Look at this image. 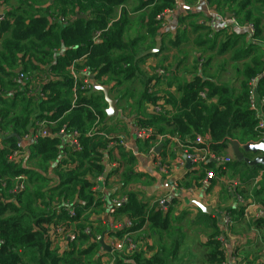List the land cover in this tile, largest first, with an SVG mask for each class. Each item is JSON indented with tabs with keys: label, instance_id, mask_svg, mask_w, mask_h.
<instances>
[{
	"label": "trees",
	"instance_id": "obj_1",
	"mask_svg": "<svg viewBox=\"0 0 264 264\" xmlns=\"http://www.w3.org/2000/svg\"><path fill=\"white\" fill-rule=\"evenodd\" d=\"M208 1L217 14L231 15L239 26L255 27L252 43L237 48L245 37L232 33L220 54L230 46L233 51L215 68L213 58L203 60L200 56L189 68H182L183 62L177 67L166 66L164 58L149 74L141 65L162 54L164 43L160 53L139 57L156 47L162 16L176 7V0H0V264H105V256L111 255L101 252L96 237L113 234L104 219L111 209L115 222L132 224L116 236L148 225L142 240H147V234L161 240L170 227L171 208L166 213L159 211L154 196H148L146 188L152 185L153 177L137 169L142 155L153 157L151 151L162 145L160 158L175 161L181 154L177 141L192 146L198 137L217 155L232 150L234 141L241 146L261 141L264 0ZM213 33L210 28L203 38L209 40ZM179 55L188 57L183 51ZM74 62L77 72L88 70L93 83L108 87L111 94L124 90L116 99L124 112L120 122L126 123L127 131L120 122L114 125L116 117L107 119L108 103L102 91L93 87L80 92L73 103ZM229 64L235 65L233 77L222 81ZM258 77L259 99L252 109L251 81ZM135 81L141 84L139 91L125 88ZM157 104L160 112H147L148 105ZM39 118L55 122L56 133L64 127L77 132L81 151L63 148L57 134L27 146L28 156L20 162L10 161ZM134 126L149 131L148 137L132 139ZM109 138L129 140L131 146L111 152L117 167L107 177L108 191L101 194L93 189L105 173L102 161ZM32 160L38 164L32 166ZM230 167L249 168L235 159L225 166ZM223 168L208 163L192 170L194 182L185 187L203 183L209 169L221 176ZM18 177H24L26 183L20 192L15 190ZM258 178L259 171L252 169L248 174L243 172L239 182L243 186ZM254 192L264 209V182L259 181ZM240 195L244 203L223 211L233 222L231 232L246 219L248 203L243 189ZM115 197L126 198V202L109 207ZM202 215L211 230L204 245V264H226L227 252L219 241V218ZM250 227L264 241V218L254 219ZM70 233L85 245H72L67 240ZM54 238L65 240L66 247L56 246ZM182 238L177 232L170 235V244L159 245L154 253L147 249L114 253L112 264H172Z\"/></svg>",
	"mask_w": 264,
	"mask_h": 264
},
{
	"label": "crops",
	"instance_id": "obj_2",
	"mask_svg": "<svg viewBox=\"0 0 264 264\" xmlns=\"http://www.w3.org/2000/svg\"><path fill=\"white\" fill-rule=\"evenodd\" d=\"M178 2L175 11L165 13L163 16V23L161 25L162 33L161 36L157 38L156 43L158 41H160L161 45L164 43V50L162 54L146 60L141 65L142 70L145 72L151 74V67H155L164 58H167V61L165 62L166 66L171 64L177 67L180 62H183L184 64L182 65V68L191 67L196 60H199L200 56L203 57V60L213 58L215 61L213 67L215 68L218 66L219 62L228 59L233 51L232 46H230L224 54H220L221 47L228 41L232 33L243 35L245 37L237 44V48L252 43V36L249 34L246 27L239 26L238 24H222L218 18L215 19V23H212L211 16L219 14L212 9L209 1H207L208 4L199 0H178ZM2 13L3 12L0 11V15H3ZM262 20V35L264 37V17H262ZM210 28L215 31V34L213 33V36H211L209 40L204 39L203 37L207 34ZM202 39L205 41H202ZM174 41H177L176 46L173 45ZM181 51L187 53L188 57L186 58L183 55L180 56L179 52ZM203 60H201V62ZM242 64L243 61L239 62V67H242ZM234 69L235 65L229 64L227 71L223 72L221 78L222 81L232 79ZM114 97V94H111L109 89V98L115 100L116 97ZM115 101L117 102L118 100ZM119 111V108H117L116 117H119ZM226 155L233 156V151L228 150ZM165 161L169 162V165H171V172L167 178H160L157 175L152 157L142 155L139 158L137 169L154 178H152L153 182L152 185L149 186L150 188H146L148 196H154L155 198L162 192H169L173 199L172 207H169V209L171 208L169 244L171 241L170 235H174L176 232L180 233L183 236L181 247L183 249L187 246L188 250V255L187 257L185 256L184 259L186 264H204L206 255V248L204 245L211 230L208 222L202 215L208 214L203 213V211L195 205V202H203L205 207L211 208L210 216L219 219L221 213L225 209L234 208L239 204L229 191V185L227 183L229 180H226L229 177V168H227L225 173L221 176L214 172V169H209L210 172L215 173L216 178L214 185L209 182L211 187H209L208 190L207 187H204L203 183H200V181L198 186L193 185L190 186V188H186L185 185L194 182L192 170L184 173V170L177 168L174 164V160L170 157L166 158ZM196 169L197 168H193V170ZM242 173H240L239 170L235 171V175L237 174L238 176ZM259 181L264 182L263 170L260 178L246 182L240 188L241 190L243 189V195L248 197V200H246L248 205L254 204L255 207H246L245 221L241 224H236V231H230L231 233L225 238L227 246V264H264V255L261 254V247L264 244V241L262 237L250 227V223L255 219L257 210L261 208L257 203L256 198L253 197V189ZM175 184H178L184 192L182 193L181 191L179 192L178 190H175ZM173 201L175 202L173 203ZM147 226H145L144 230L147 229ZM188 231L192 234H187ZM140 234L142 235V233ZM151 239L153 240L154 238L151 237ZM147 240L151 246V240ZM65 247L66 245L64 248ZM151 252H156V249Z\"/></svg>",
	"mask_w": 264,
	"mask_h": 264
},
{
	"label": "built area",
	"instance_id": "obj_3",
	"mask_svg": "<svg viewBox=\"0 0 264 264\" xmlns=\"http://www.w3.org/2000/svg\"><path fill=\"white\" fill-rule=\"evenodd\" d=\"M206 2L208 4V0H199ZM178 0H176V7L178 6ZM175 7V8H176ZM175 8L173 10H168L165 13H171L175 11ZM163 14V16L165 15ZM162 16V17H163ZM218 18L222 24H237L235 19H228L227 17L220 16V15H214L211 16L212 23H215V19ZM0 19H3V15H0ZM246 29L248 30L249 34L253 37L255 35L256 29L252 25L246 26ZM160 42V41H158ZM76 62L73 63L71 67V71L73 74L75 86H74V101H77L78 94L80 92H88L93 87L97 86L93 83V81L89 77L88 70H83L80 72H77L75 69ZM161 74L164 72L161 71ZM264 73V72H263ZM20 79L24 78L23 75H20ZM260 79V77L256 78L255 80L251 81V89H250V102L252 109H256V100L259 99L258 89H257V81ZM203 97H205L203 95ZM261 102L264 103V99H261ZM147 112H160L161 111V105H148L146 107ZM122 111V110H120ZM119 111V114H120ZM123 112V111H122ZM121 115V114H120ZM122 116V115H121ZM99 120V119H98ZM55 122H51L44 118H39L34 121V126L32 127L30 134L28 136L24 137V142H21L19 145V150L16 151L13 156L10 158V161L14 162H20L24 157L28 156L27 146L37 144L39 140L51 138L54 135L59 134L63 143V148H74V150L81 151V146L78 142V133L77 132H69L67 128H62L57 133L54 131V125ZM259 129L263 131V136L260 142L264 143V120H261L259 123ZM149 131H146L145 129H142L140 127H133L132 129V139H145L148 137ZM103 136V133L101 134ZM107 137V136H106ZM110 139V138H109ZM163 140V138H161ZM206 142V143H205ZM177 145H179L181 154L177 155L174 164L177 166V168L185 169L186 163L189 161L191 163V170L193 168L199 169L203 165H206L208 163H213L216 167H224L223 170L226 171L227 168H225L226 165L233 162L234 155L233 156H227L225 155H217L215 154L210 147L207 145V141L203 139L202 137H198L196 141L194 142V145L192 146H183L177 141ZM131 142L129 140L120 139L119 141H113L110 139V142L108 143V147L104 151V158H103V164L105 165V173L97 178L96 180V186L94 187V191L104 194L108 191L107 188V177L109 176V173H111L112 170L116 169L117 162L114 160V158L111 155V152L116 151V147H122L126 149H130ZM156 149H153L151 152L153 153V164L155 167V170L157 172V175L161 177H169L171 172V165H169V162L164 161L160 158L159 154L155 153ZM115 155V154H114ZM109 170V172H107ZM190 170V171H191ZM107 173V175H106ZM216 175L214 172H210V170L206 171V179L203 182L204 187L209 186V182L212 180H215ZM16 188L15 190L17 192L23 191L26 188L25 178L24 177H18L16 178ZM229 185V191L231 195L236 199L238 203H244V199L240 195V182L239 180H229L227 181ZM175 190H179L182 193L184 190L179 187L178 184L174 185ZM171 195L169 192H162L158 194L157 197H155L154 202L157 203L158 210L166 213L172 204L171 202ZM126 202V198H112L110 201L109 207H116L121 204H124ZM250 207H255L254 204L248 205ZM73 214V210L71 211ZM254 216V215H253ZM114 209L110 210V214L105 216L106 223L110 226V229L112 230L113 234H104L99 235L96 237V241L99 243L103 241L104 245L109 247L111 249V252L106 251L102 245L101 246V252L102 253H108L111 256H105L104 263L105 264H112L113 258L112 256L114 253H127V254H134L137 252H140L141 249H147L148 242L147 240H142L141 234L144 229L140 231L135 232H127L122 237L116 236L119 231H121L123 228H130L132 226L131 222L125 221L123 223L115 222L114 219ZM264 218V209L260 208L257 210V213L255 215L256 218ZM107 219V220H106ZM220 225L222 229V234L219 237V241L222 243L224 249L227 252V246H226V236L230 233V229L232 226V221L230 216L227 213H221L220 215ZM88 231V230H87ZM58 232H62L61 229L58 230ZM137 235V236H136ZM77 236L75 234L70 233L67 236V240L72 242L76 240ZM54 244L57 246L59 245L61 248L65 246V240L61 239H53ZM61 242V243H60ZM63 245V246H62ZM261 254L264 255V244L261 247ZM111 260V261H110ZM227 264V262H226Z\"/></svg>",
	"mask_w": 264,
	"mask_h": 264
},
{
	"label": "water",
	"instance_id": "obj_4",
	"mask_svg": "<svg viewBox=\"0 0 264 264\" xmlns=\"http://www.w3.org/2000/svg\"><path fill=\"white\" fill-rule=\"evenodd\" d=\"M227 16H228V19H232L231 15H227ZM79 17L84 18L83 16H79ZM161 51H162L161 43L157 42V45L155 48L144 52L142 55H140L139 58H145L148 56L156 55V54L160 53ZM20 72H21V69H19L17 71V74H19ZM95 90L102 91L105 95L106 102L108 103V106H109L107 111H106L107 119L109 120L112 117H116L117 116V109H116V103L117 102L113 101L109 98V89L97 85L95 87ZM161 148H162V145H159L156 148L155 153L159 154L161 151ZM232 151H233L234 158L237 162L245 163L251 167H257V168L264 169V143L259 142L256 144H248L245 146H241L237 141H234L232 143ZM247 153H251V154L255 155V158L251 159V158L245 156V154H247ZM190 170H191V163L188 161L186 163L184 173L188 172ZM107 172H109V170H107ZM106 175H107V173H106ZM172 200L173 199H171V202H172ZM195 205L197 207H199L203 211V213L208 214V215L211 214V208L205 207L203 202H195ZM100 245H102L106 251L111 252V249L109 247H107L106 245H104L103 241L100 242Z\"/></svg>",
	"mask_w": 264,
	"mask_h": 264
},
{
	"label": "rangeland",
	"instance_id": "obj_5",
	"mask_svg": "<svg viewBox=\"0 0 264 264\" xmlns=\"http://www.w3.org/2000/svg\"><path fill=\"white\" fill-rule=\"evenodd\" d=\"M181 35H182V32H181ZM170 46V45H169ZM175 62V61H174ZM173 62V63H174ZM172 63V64H173ZM214 63H215V61L213 60V62H212V64L214 65ZM171 65V64H170ZM239 65V64H238ZM235 72V71H234ZM125 88H128V89H132V90H135V91H139L140 89H141V84H140V82L139 81H135V82H133V83H129L128 85H126V87ZM122 91H124V90H119V92H117V93H114V96L115 97H118V94H120V93H122ZM114 97V98H115ZM112 99V98H111ZM113 101H115V100H117V99H112ZM109 107V106H108ZM117 108H120V110H121V108H122V106L119 104V102L117 101V105H116V109ZM122 116H121V115ZM120 114H119V117H116V119H117V121H116V119H115V124L114 125H116V124H118V122H120V119H123L122 117H124V112H122V111H120ZM126 115V114H125ZM124 121H126L125 119H124ZM121 124L120 125H123V127H122V130H124V131H127V125H126V123L124 124L123 122H120ZM123 123V124H122ZM118 130V129H117ZM168 155H169V153H168ZM249 157L251 158V159H253V158H255V155L253 156L252 154H249ZM173 160V159H172ZM38 164V161L37 160H32L31 161V165L32 166H36ZM245 164V163H244ZM249 166V165H248ZM251 168V169H250ZM255 170V169H257V171H259V175L261 176V173H262V170L264 171V169H262V168H257V167H251V166H249V168H247L246 170H245V168H243V167H238V168H236V167H230L229 168V172H228V178L226 179V180H239L240 181V176H238L237 174L235 175V171L236 170H239V172L240 173H242L243 172V170H244V173L246 172L247 174H248V172H250V170ZM140 186L141 187H143L144 188V186L142 185V184H140ZM256 186V185H255ZM109 187V185L107 184V188ZM148 188H150V187H148ZM179 191V190H178ZM253 191H254V189H253ZM180 192V191H179ZM253 193H255V192H253ZM223 195V194H222ZM245 197V199L247 200V196H244ZM143 198H145V197H143ZM223 198V197H222ZM231 233V232H230ZM187 234H192L191 232H187ZM162 238H161V240H159V239H157V238H154L153 240L151 239V235H149V234H147V236H146V238L147 239H150L151 240V246L149 245L148 246V248H147V250H149V251H154L159 245H167V244H169V230L168 231H166V232H163L162 233ZM73 242V244L72 245H75V244H77V245H79V247L81 246V247H83L85 244L83 243V242H81V241H77V240H74V241H72ZM61 243V242H60ZM88 246V245H87ZM86 246V247H87ZM187 255H188V250H187V246H185V248H183L182 249V247H180V250H179V253H178V255H177V257H176V259H175V261L172 263V264H186V262H185V256L187 257ZM111 261V260H110Z\"/></svg>",
	"mask_w": 264,
	"mask_h": 264
}]
</instances>
